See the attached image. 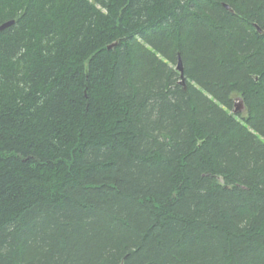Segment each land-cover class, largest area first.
I'll use <instances>...</instances> for the list:
<instances>
[{
  "label": "trees",
  "instance_id": "1",
  "mask_svg": "<svg viewBox=\"0 0 264 264\" xmlns=\"http://www.w3.org/2000/svg\"><path fill=\"white\" fill-rule=\"evenodd\" d=\"M8 21L0 264H264V0H0Z\"/></svg>",
  "mask_w": 264,
  "mask_h": 264
},
{
  "label": "water",
  "instance_id": "2",
  "mask_svg": "<svg viewBox=\"0 0 264 264\" xmlns=\"http://www.w3.org/2000/svg\"><path fill=\"white\" fill-rule=\"evenodd\" d=\"M14 21H8L2 25H0V29H4L8 26H10L11 24H13ZM177 70L181 73V77H182V80H181V83L182 84H185V78H184V68H183V62H182V59L181 57L179 58V61H178V64H177ZM240 99V98H239ZM235 109H234V112H240V111H243V110H246L245 106H244V103L243 101L240 99V103H236L235 105Z\"/></svg>",
  "mask_w": 264,
  "mask_h": 264
},
{
  "label": "rangeland",
  "instance_id": "3",
  "mask_svg": "<svg viewBox=\"0 0 264 264\" xmlns=\"http://www.w3.org/2000/svg\"><path fill=\"white\" fill-rule=\"evenodd\" d=\"M234 98H236V103H240V99L237 95H234ZM237 113H240V116H244V115H246V110H243V111H240Z\"/></svg>",
  "mask_w": 264,
  "mask_h": 264
}]
</instances>
